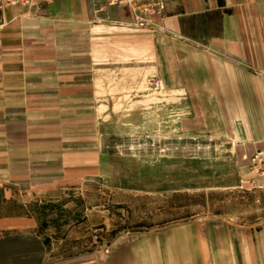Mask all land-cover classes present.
<instances>
[{
    "label": "crops",
    "instance_id": "0c3cea01",
    "mask_svg": "<svg viewBox=\"0 0 264 264\" xmlns=\"http://www.w3.org/2000/svg\"><path fill=\"white\" fill-rule=\"evenodd\" d=\"M34 4L0 5V182L19 169L31 179L40 155L46 181L82 176L98 156L66 151L99 148L101 131L115 133L101 130L115 102L133 101L144 119L150 107L178 131L264 149V0H166L155 30L109 0ZM151 80L160 92L148 106ZM261 227L194 220L70 257L52 256L39 235L9 233L0 264H264Z\"/></svg>",
    "mask_w": 264,
    "mask_h": 264
},
{
    "label": "rangeland",
    "instance_id": "374dc122",
    "mask_svg": "<svg viewBox=\"0 0 264 264\" xmlns=\"http://www.w3.org/2000/svg\"><path fill=\"white\" fill-rule=\"evenodd\" d=\"M159 90L148 86V106ZM115 103L117 115L101 129L115 133L101 131L99 148L66 151L98 156L82 176L46 181L40 155L31 179L19 169V178L0 182V235H39L52 256L70 257L194 220L264 226V177L243 160L256 151L241 150L226 134L178 131L150 107L144 119L133 101ZM186 118L180 112L179 125Z\"/></svg>",
    "mask_w": 264,
    "mask_h": 264
},
{
    "label": "built area",
    "instance_id": "2783aa9c",
    "mask_svg": "<svg viewBox=\"0 0 264 264\" xmlns=\"http://www.w3.org/2000/svg\"><path fill=\"white\" fill-rule=\"evenodd\" d=\"M37 0H7L6 2L0 0V5L25 3L28 5H35ZM52 0H44L50 2ZM111 6L128 7L134 14V26L141 29L155 30L161 26L156 23V19L164 17L166 0H109ZM155 90L160 88V83L157 80L150 81ZM243 160L250 164L253 172L264 177V150H258L252 155L245 154Z\"/></svg>",
    "mask_w": 264,
    "mask_h": 264
}]
</instances>
